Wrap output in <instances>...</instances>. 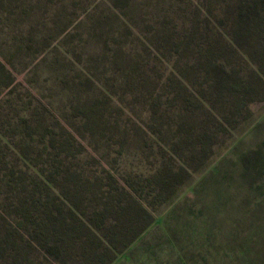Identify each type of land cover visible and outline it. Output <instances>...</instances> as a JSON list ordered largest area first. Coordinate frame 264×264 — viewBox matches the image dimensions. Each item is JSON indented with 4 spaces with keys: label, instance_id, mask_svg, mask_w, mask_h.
<instances>
[{
    "label": "rangeland",
    "instance_id": "rangeland-1",
    "mask_svg": "<svg viewBox=\"0 0 264 264\" xmlns=\"http://www.w3.org/2000/svg\"><path fill=\"white\" fill-rule=\"evenodd\" d=\"M203 2L192 0L191 6ZM187 4L0 0L1 216L9 217L8 204L28 174L48 164L43 132L58 123L114 168L156 162L150 141L136 156L139 146L132 145V137L148 136L140 127L143 91L133 96L137 89L123 78L155 61L154 49H145L139 38L155 41L157 26L182 21ZM152 79L146 101L167 94ZM252 110L253 124L175 202L161 207L154 223L112 264H264V104ZM42 124L51 130H42Z\"/></svg>",
    "mask_w": 264,
    "mask_h": 264
},
{
    "label": "trees",
    "instance_id": "trees-1",
    "mask_svg": "<svg viewBox=\"0 0 264 264\" xmlns=\"http://www.w3.org/2000/svg\"><path fill=\"white\" fill-rule=\"evenodd\" d=\"M187 2L182 21L158 25L155 41L139 38L155 61L123 78L133 96L143 91L148 136L132 137L136 156L150 141L156 162L117 169L59 123L42 131L48 164L22 181L9 217L0 214V264H112L253 124L252 106L264 104V0ZM152 78L167 94L146 101Z\"/></svg>",
    "mask_w": 264,
    "mask_h": 264
}]
</instances>
